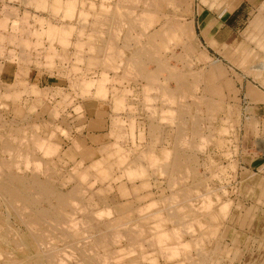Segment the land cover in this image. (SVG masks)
I'll use <instances>...</instances> for the list:
<instances>
[{"label":"rangeland","instance_id":"374dc122","mask_svg":"<svg viewBox=\"0 0 264 264\" xmlns=\"http://www.w3.org/2000/svg\"><path fill=\"white\" fill-rule=\"evenodd\" d=\"M66 1L0 0V170H3L0 182H6L8 174H17L29 187L37 178L48 183L55 192L70 193L69 198L76 206L66 208L54 201L48 202L49 205L45 201H22L23 204H15L16 209L12 210L3 203L8 196L0 194V212H3L0 213V234L3 236V232L8 231L9 235L8 240L0 242V249L7 255L3 254V259L10 260L9 253L15 247L11 243L17 239L26 241L24 234L28 233L27 229L31 232L28 221L38 218L34 230L40 228L52 235L49 241L57 240V243L51 242L59 247L58 252L64 257L70 255L62 262L65 264H80L82 253L93 257L99 253L101 257L104 250L105 256L112 251L117 254L116 250L130 243L135 248L127 246L124 248L127 252L121 248L117 255L119 261L117 256L114 259L109 254L107 258L111 260H104V264H116V260L117 264H264V0H153L151 6L146 5L149 0H133L136 3L132 0H81L83 6L75 0L70 18L65 15ZM56 9L58 11L54 12ZM85 13L88 15L79 17ZM54 24L64 27L68 33L64 43H59L57 36L46 31ZM99 83L104 88L103 95L98 92ZM29 136L36 142H30ZM41 139L43 144L39 143ZM33 143H37L38 148ZM48 146L53 151L57 149L50 153ZM41 152L45 154L42 156ZM9 166L11 169L7 170ZM28 193L43 199L35 189ZM222 204L227 205L224 211L220 210ZM26 207H30V211ZM85 208L87 211L80 213ZM65 210L71 213L67 212L68 218ZM42 211H46L43 216ZM116 217L120 223L114 221ZM108 219L115 226L121 225L118 226L121 230L131 227L133 231L134 226V231H143L140 230L139 237L135 232L130 233L135 236V239L131 237L133 240L128 234V239H124L126 231L119 232L123 237L119 236L116 233L119 228L114 226V232ZM69 220L77 226L71 225ZM156 221L157 224L161 221L162 225H157ZM68 225L79 227L78 237L72 234L76 228L72 231ZM187 225L193 229L186 231ZM209 225L213 227L206 230ZM107 227L111 229H107L109 233H106ZM163 230L167 235L159 237ZM171 230L183 232L179 231V238L175 232V238ZM112 232L116 234L113 236ZM206 232H210L209 235ZM93 234L97 235L96 240ZM109 234L119 237L113 240ZM156 234L161 239L159 245ZM104 236L107 248L99 245L98 240L104 241ZM110 239L116 240L115 245ZM31 244L29 241L25 247L30 255L37 253V247H41L38 250L47 248L45 244ZM160 244V252L170 249V254L165 250L166 257L157 250ZM173 246L178 254L172 253L177 256L172 255V258ZM128 248L136 253L132 250L130 254ZM148 252L152 253L148 255ZM142 254H146V260L149 256L151 260H144ZM101 261L99 258L100 264ZM25 263L44 264L35 259Z\"/></svg>","mask_w":264,"mask_h":264},{"label":"bare ground","instance_id":"6f19581e","mask_svg":"<svg viewBox=\"0 0 264 264\" xmlns=\"http://www.w3.org/2000/svg\"><path fill=\"white\" fill-rule=\"evenodd\" d=\"M45 1V0H44ZM53 1H55V0H53ZM59 0H57V2H58ZM64 1V0H63ZM104 1H106V0H104ZM122 1V0H121ZM129 1V0H128ZM133 1V0H132ZM131 1V2H132ZM150 1H153V0H149V4H146V5H150L151 6V4H150ZM157 1V0H156ZM80 2H81V0H79V4H80ZM91 2V1H90ZM89 2V3H90ZM118 2V1H117ZM146 3H147V1H145ZM154 2V1H153ZM167 2V1H166ZM44 4H45V2H43ZM59 3V2H58ZM65 3V2H64ZM64 3H63V5H64ZM75 0H68V1H66V5H65V9H66V13H65V15H68V17L70 16V17H72V14H73V10H74V5H75ZM114 3V2H113ZM123 3V2H122ZM121 3V4H122ZM124 3H126V1L124 2ZM133 3H136V2H134L133 1ZM156 3V2H155ZM55 4H57V3H55ZM83 4H84V1L83 2H81V5H79V6H83ZM92 4V3H91ZM100 4V3H99ZM128 4V3H127ZM138 4V3H137ZM154 4V3H153ZM54 5V4H53ZM117 5V4H116ZM130 5H131V3H130ZM142 5H145V4H142ZM155 5V4H154ZM156 5H157V3H156ZM159 5V4H158ZM57 6V5H56ZM56 6H55V8H56ZM89 6H93V5H90L89 4ZM101 6V5H100ZM103 6V5H102ZM101 6V7H102ZM123 6H126V5H123ZM128 6V5H127ZM133 6V5H132ZM160 6V5H159ZM62 7V6H61ZM109 7V6H108ZM114 7V6H113ZM117 7V6H116ZM144 7V6H143ZM54 8V9H55ZM79 8H81V7H79ZM94 8V7H93ZM133 8V7H132ZM139 8V7H138ZM154 8V7H153ZM57 9H59V8H57ZM54 10V12L55 11H58V10ZM64 9V10H65ZM104 9V8H103ZM107 9V8H106ZM114 9V8H113ZM112 9V10H113ZM123 9H124V7H123ZM127 9V8H126ZM78 10V9H77ZM105 10V9H104ZM116 10V9H115ZM130 10V9H129ZM106 11V10H105ZM117 11V10H116ZM120 12L122 13V11H121V9H120ZM129 12V11H128ZM118 13V12H117ZM131 13V12H130ZM136 13V12H135ZM153 13V12H152ZM155 13V12H154ZM116 14V13H115ZM126 14H127V12H126ZM163 14V13H162ZM64 15V14H63ZM81 15H83L82 17L84 18V16H86V15H88L87 13H85V14H79V17L81 16ZM116 15H118V14H116ZM123 15V17H124V14H122ZM135 15V14H134ZM137 16H138V14H136ZM147 15H149V14H147ZM126 16H128V15H126ZM143 16V15H142ZM150 16V15H149ZM158 16V15H157ZM69 17V18H70ZM82 17H81V19L80 20H82ZM111 17V16H110ZM122 17V16H121ZM139 17V16H138ZM166 17V16H165ZM125 18V17H124ZM137 18V17H136ZM146 18V17H145ZM120 19V18H119ZM122 19V18H121ZM120 19V20H121ZM132 19V18H131ZM143 19V18H142ZM42 20V19H41ZM135 20V19H134ZM139 20V19H138ZM165 20V19H164ZM83 21H84V19H83ZM117 21H119V20H117ZM116 21V22H117ZM127 21V20H126ZM140 21V20H139ZM148 21V20H147ZM166 21H168V19L166 20ZM122 22V21H121ZM129 22V21H128ZM127 22V23H128ZM131 22H134V21H131ZM119 23V22H118ZM122 23H124V22H122ZM164 23H165V21H164ZM164 23H162V25L164 24ZM178 23V22H177ZM121 24V23H120ZM137 24V23H136ZM144 24V23H143ZM178 24H180L181 25V23L179 22ZM177 24V26H179ZM258 24H259V22H258ZM257 24V25H258ZM113 25V24H112ZM119 25V24H118ZM139 25V24H138ZM145 25V24H144ZM150 25H151V22H150ZM174 25V24H173ZM176 25V24H175ZM41 26V25H40ZM64 25H61V27H63ZM124 26V25H123ZM128 26H131V24H130V22L128 23ZM133 26V25H132ZM141 26V25H140ZM183 26V25H182ZM184 26H185V24H184ZM60 27V26H59ZM71 27V26H70ZM117 27V26H116ZM121 27V26H120ZM120 27H118V28H120ZM126 27V26H125ZM134 27V26H133ZM147 27L148 26H146V28L144 27V29H147ZM162 27H164V25L162 26ZM166 27H167V25H166ZM172 28H173V26H171ZM186 27V26H185ZM184 27V28H185ZM47 28V27H46ZM130 28V27H129ZM167 28H169V26L167 27ZM21 29V28H20ZM43 29V28H42ZM41 29V30H42ZM72 29V28H71ZM114 29V28H113ZM126 29V28H125ZM170 29V28H169ZM115 30V29H114ZM118 30V29H117ZM123 30V29H122ZM133 30V29H132ZM142 30V29H141ZM177 30V29H176ZM175 30V31H176ZM185 30V29H184ZM192 30V29H191ZM22 31H24V29L22 30ZM46 31H48V34L50 33L51 35H55V36H57V39H56V41H59V43L61 42H65L66 41V35L68 36V33L66 32V30L64 29V27H63V29L62 28H58V27H56L55 26V24H54V26H50L49 28H48V30L46 29ZM46 31H45V33H46ZM120 31V30H119ZM131 31V30H130ZM145 31V30H144ZM155 31V30H154ZM156 31H158V30H156ZM181 31H182V29H181ZM186 31V30H185ZM35 32V31H34ZM42 32V31H41ZM107 32H108V30H107ZM117 32V31H116ZM127 32V31H126ZM128 32H129V30H128ZM139 32V31H138ZM142 32V31H141ZM151 32V31H150ZM161 32V31H160ZM177 32V31H176ZM175 32V33H176ZM154 33V32H153ZM156 33H159V31L158 32H156ZM174 33V32H173ZM184 33V32H183ZM36 34H37V32H36ZM126 34V33H125ZM142 34H144V33H142ZM147 34H150L149 32L147 33ZM163 34V33H162ZM179 34H181V33H179ZM106 35V34H105ZM154 35V34H153ZM152 35V36H153ZM159 35V34H158ZM115 36H117L116 34H115ZM136 36V35H135ZM142 36V35H141ZM144 36V35H143ZM146 36V35H145ZM156 36H157V34H156ZM114 37V36H113ZM131 37V36H130ZM138 37V36H137ZM148 37V36H147ZM150 37V36H149ZM154 37V36H153ZM19 38V37H18ZM108 38V37H107ZM116 38V37H115ZM122 38V37H121ZM125 38V37H124ZM155 38V37H154ZM170 38V37H169ZM113 39V38H112ZM161 39V38H160ZM25 40V39H24ZM168 40V39H167ZM175 40V39H174ZM20 41V40H19ZM22 41H23V39H22ZM22 41H20L19 43L21 44V42ZM116 41V40H115ZM154 41V40H153ZM106 42H107V40H106ZM144 42V41H143ZM146 42V41H145ZM142 43V42H141ZM23 44V43H22ZM110 44V43H109ZM154 44V43H153ZM141 45V44H140ZM107 46H108V44H107ZM148 46V45H147ZM150 46V45H149ZM148 46V47H149ZM114 47V46H113ZM107 48V47H106ZM115 48V47H114ZM117 48V47H116ZM135 48V47H134ZM145 48V47H144ZM52 49V48H51ZM154 49V48H153ZM111 49H109L108 51H110ZM113 50H115V49H113ZM115 51H117V50H115ZM114 51V52H115ZM139 51V50H138ZM162 51H164V50H162ZM49 52V51H48ZM54 52H55V50H54ZM110 52H112V51H110ZM109 52V53H110ZM119 52H121V51H119ZM134 52V51H133ZM190 52V51H189ZM106 53V52H105ZM116 53V52H115ZM114 53V54H115ZM118 53V52H117ZM130 53V52H129ZM147 53V52H146ZM53 54V53H52ZM113 54V55H114ZM123 54V53H122ZM142 53H140V55H141ZM158 54H159V52H158ZM117 55V54H116ZM160 55V54H159ZM179 55V54H178ZM105 56H107V55H104V57ZM112 56V55H111ZM110 56V57H111ZM124 56V55H123ZM158 56V55H157ZM162 56V55H161ZM48 57V56H47ZM110 57H108V59L110 58ZM121 57V56H120ZM119 57V58H120ZM135 57V56H134ZM171 57V56H170ZM178 57V56H177ZM182 57V56H181ZM142 58V57H141ZM174 58V57H173ZM187 58H189V57H187ZM49 59H51V57L49 58ZM104 59V58H103ZM169 59V58H168ZM113 60V59H112ZM121 59H119V61H120ZM125 61V60H124ZM157 61V60H156ZM159 61V60H158ZM183 61H184V59H183ZM110 62H111V60H110ZM109 62V63H110ZM182 62V61H181ZM186 62V61H185ZM184 62V63H185ZM120 63H123V62H120ZM129 63H130V61H129ZM154 63V62H153ZM189 63V62H188ZM190 64V63H189ZM106 65V64H105ZM134 66V65H133ZM188 66V65H187ZM262 66V65H261ZM129 67V66H128ZM144 67V66H143ZM161 67H163V66H161ZM260 67V66H259ZM130 68V67H129ZM129 68H127V69H129ZM173 68V67H172ZM261 68V67H260ZM133 69V68H132ZM173 69H175V68H173ZM147 70V69H146ZM172 70V69H171ZM176 70H177V67H176ZM133 71H135V70H133ZM162 71V70H161ZM165 71V70H164ZM124 72H126V71H124ZM130 72H131V70H130ZM153 73V72H152ZM189 73V72H188ZM127 74V73H126ZM130 74V73H129ZM138 74V73H137ZM175 74V73H174ZM154 75V74H153ZM169 75H170V73H169ZM126 76V75H125ZM135 76V75H134ZM141 76V75H140ZM140 76H138V77H140ZM155 76V75H154ZM173 76V74H171V77ZM180 76V75H179ZM188 76V75H187ZM192 76V75H191ZM104 77V76H103ZM127 77V76H126ZM136 77V76H135ZM149 77V76H148ZM174 77V76H173ZM101 78H102V76H101ZM106 78V77H105ZM145 79H146V77H145ZM162 79V78H161ZM177 79V78H176ZM193 79V78H192ZM157 80V79H156ZM159 80V79H158ZM164 80V79H163ZM178 80V79H177ZM180 80H182V77L180 78ZM191 80V79H190ZM199 80V79H198ZM71 81V80H70ZM148 81H150L151 82V80H149V78H148ZM153 81V80H152ZM155 81V80H154ZM179 81V80H178ZM186 81V80H185ZM85 83H87V82H85ZM92 83V82H91ZM151 83H155V82H151ZM160 83V82H159ZM150 84V83H149ZM179 84V83H178ZM177 84V85H178ZM85 85V84H84ZM99 85H100V83H99ZM147 85V84H146ZM155 85V84H154ZM181 85V84H180ZM196 85V84H195ZM149 86V85H148ZM147 86V87H148ZM158 86V85H157ZM182 87H183V85H182ZM149 88H150V86H149ZM172 89H173V87H172ZM99 91V93L101 94V93H104V88L102 89V86L100 85L99 86V89H98ZM150 90H152L151 88H150ZM174 90V89H173ZM161 91H164V90H161ZM150 92V91H149ZM167 92H168V90H167ZM167 92H166V94H167ZM178 92V91H177ZM185 92V91H184ZM183 92V93H184ZM161 94H163V92L161 93ZM165 94V95H166ZM101 95H103V94H101ZM148 95V94H147ZM147 95H146V97H147ZM184 95H186V94H184ZM161 96H163V95H161ZM173 97H174V95H173ZM180 97V96H179ZM183 97V96H182ZM181 97V98H182ZM187 97V96H186ZM144 98V97H143ZM167 98V97H166ZM169 98V97H168ZM178 98V97H177ZM189 98V97H188ZM197 98V97H196ZM199 98V97H198ZM150 99V98H149ZM153 99V98H152ZM163 99V98H162ZM165 99V98H164ZM169 99H172L171 97L169 98ZM178 99H180V98H178ZM190 99H191V96H190ZM202 99V98H201ZM148 100V99H147ZM154 100V99H153ZM156 100V99H155ZM161 100V99H160ZM185 100V99H184ZM151 101V100H150ZM178 101V100H177ZM198 101H200V100H198ZM149 102V101H148ZM154 102V101H153ZM150 103V102H149ZM163 103V102H162ZM178 103V102H177ZM182 103V102H181ZM193 103V102H192ZM198 104V103H197ZM200 104H202V103H200ZM188 105V104H187ZM186 105V106H187ZM180 106V105H179ZM204 106V105H203ZM210 106H212V105H210ZM181 107H183V106H181ZM180 107V108H181ZM187 107H189V106H187ZM179 108V107H178ZM185 108V107H184ZM180 110V109H179ZM150 111V110H149ZM184 114V113H183ZM180 115H181V113H180ZM217 115V114H216ZM191 117H192V115H191ZM209 117V116H208ZM212 118V117H211ZM214 118H215V116H214ZM177 119V118H176ZM200 119V118H199ZM212 120V119H211ZM180 121V120H179ZM191 122V121H190ZM196 122V121H195ZM182 123V122H181ZM178 125V124H177ZM193 125V124H192ZM184 126V125H183ZM34 128V127H33ZM199 128V127H198ZM197 131V130H196ZM181 133V132H180ZM198 133V132H197ZM199 133H200V131H199ZM181 135V134H180ZM195 136V135H194ZM197 136V135H196ZM25 137V136H24ZM30 137V136H29ZM9 138H10V136H9ZM21 139H22V136H21ZM20 139V140H21ZM23 139H25V138H23ZM22 139V140H23ZM30 142H36V139L35 138H33V136H31L30 138ZM32 139V140H31ZM43 139H45V138H43ZM43 139H41L42 141L40 142L39 141V143H44V140ZM19 140V142L18 143H20V145H21V141ZM34 140V141H33ZM13 141H14V138H13ZM47 141V140H46ZM181 141V140H180ZM8 142H10V141H8ZM14 142H16V141H14ZM50 142V141H49ZM7 143V142H6ZM42 143V144H43ZM181 143V142H180ZM34 144V146L37 144V143H33ZM32 144V145H33ZM42 144H40V145H42ZM48 144V143H47ZM158 145V144H157ZM179 145V144H178ZM188 145H190V144H188ZM198 145V144H197ZM16 146H18V145H16ZM45 146H46V144H45ZM5 147V146H4ZM26 147H27V145H26ZM25 147V148H26ZM35 147H37L38 148V146L36 145ZM49 147V146H48ZM53 147H55V146H53ZM6 148V147H5ZM36 149V148H35ZM44 149H47V147H44ZM53 149H55V148H53ZM57 149V148H56ZM55 149V150H56ZM38 149H36V151H37ZM48 150H51L50 151V153H52V148L51 147H49L48 148ZM54 150V151H55ZM4 151V150H3ZM15 151V150H14ZM13 151V152H14ZM39 151V150H38ZM45 151H47V150H45ZM53 151V152H54ZM6 152V151H5ZM7 152H9L8 154L10 155V151H7ZM12 152V153H13ZM17 152V151H16ZM22 152V151H21ZM43 152V151H42ZM41 152V153H42ZM3 153V152H2ZM18 153V152H17ZM48 153V152H47ZM43 154H45V153H42L41 155L43 156ZM14 155H16V154H14ZM30 155H32V153H30ZM40 155V154H39ZM47 155V154H46ZM181 155V154H180ZM10 156H12V154L10 155ZM37 156V155H36ZM41 156V157H42ZM144 156V155H143ZM25 157V156H24ZM149 157H151L150 155H149ZM10 157H8V159H9ZM12 158H13V156H12ZM27 158V157H26ZM58 158V157H57ZM185 158V157H184ZM7 159V160H8ZM17 156H16V161H17ZM41 159V158H40ZM0 160H1V158H0ZM13 160H15V159H12L11 161H13ZM180 160V159H179ZM190 160V159H189ZM1 162H3V163H5L4 161H1ZM26 162V161H25ZM152 162V161H151ZM3 163H1V165L3 166L4 164ZM10 163V164H9ZM8 164L11 166V162H9ZM17 163V166H18V161L16 162ZM27 163H29V162H27ZM51 163V162H50ZM154 163V162H153ZM33 164H34V162H33ZM37 164V163H36ZM36 164H34V165H36ZM97 164V163H96ZM171 164V163H170ZM16 165V164H15ZM25 165H26V163H25ZM29 165V164H28ZM34 165H32V167L34 166ZM184 165V164H183ZM186 165V164H185ZM10 166L9 167H6V169L8 170L9 168H10ZM14 166V165H13ZM45 166V165H44ZM149 166V165H148ZM175 166V165H174ZM15 168H17L16 166H14ZM173 167V166H172ZM5 168V167H4ZM27 168V167H26ZM39 168V167H38ZM188 168V167H187ZM2 169V168H1ZM11 169V168H10ZM9 169V170H10ZM16 169H14V171H15ZM21 170V169H20ZM20 170H19V172H20ZM24 170V169H23ZM33 170V169H32ZM43 170V169H42ZM126 170V169H125ZM151 170V169H150ZM173 170V169H172ZM179 170H181V167H180V169ZM13 171V172H14ZM47 171V170H46ZM50 171V170H49ZM48 171V172H49ZM131 171H132V169H131ZM0 172L2 173L3 172V170L1 171L0 170ZM7 172H9V171H7ZM6 172V173H7ZM11 172V171H10ZM12 172V173H13ZM16 172V171H15ZM22 172V171H21ZM128 172H129V169L127 170V173H125V174H128ZM168 172V171H167ZM170 172V171H169ZM173 172H174V170H173ZM184 172H187V171H184ZM52 173V172H51ZM172 173V172H171ZM178 173H179V171H178ZM4 174V173H3ZM19 174V173H18ZM191 174V173H190ZM2 175V174H1ZM0 175V176H1ZM20 175V174H19ZM22 175V174H21ZM27 175V174H26ZM51 175V174H50ZM171 175V174H170ZM3 176V175H2ZM8 176H9V179L7 178V180H5V178H4V180L6 181V182H0V194L1 195H6V196H8V198L6 199L5 197V199H4V201H3V203H4V205H5V207L7 208V209H16L15 208V204H19L20 202H24V203H29V202H31V201H34V202H40V201H45V202H52V201H54V202H56L57 204H59V206L61 205V206H64V207H68V206H70L71 205V208L74 206V207H76L75 205H74V203L72 202L73 201V199H70L69 197H70V193H58V192H55L52 188H51V186L48 184V183H46V182H44V181H42V180H40V179H37V178H35L33 181H32V183L30 184V186L29 187H27V183L26 184H24V180H23V178L21 177V176H18L17 174H8ZM7 176V177H8ZM183 176V175H182ZM2 178V177H1ZM26 178V177H25ZM29 178V177H28ZM150 178V177H149ZM191 178V177H190ZM95 179V178H94ZM187 179V178H186ZM1 180V179H0ZM68 179H66V181H67ZM95 181V180H94ZM178 181H180L179 179H178ZM257 182V181H256ZM94 183V182H93ZM72 186V185H71ZM31 187V188H30ZM89 188H90V186H88ZM208 187V186H207ZM84 188V187H83ZM91 188H92V186H91ZM179 188V187H178ZM194 188V187H193ZM31 189H35L36 190V193L38 194V195H40V197L41 198H43V199H37V197H32L29 193H28V191L30 190V192H31ZM181 189H182V187H181ZM207 189V188H206ZM70 190V189H69ZM82 191H83V189H82ZM197 191V190H196ZM81 192V191H80ZM79 191H78V193H80ZM87 192V191H86ZM176 192V191H175ZM82 193H84V192H82ZM90 193H91V191H90ZM35 194V193H34ZM173 194V193H172ZM196 194V193H195ZM78 195V194H77ZM80 195V194H79ZM2 196V197H3ZM90 196V195H89ZM174 196V195H173ZM182 196V195H181ZM88 197V196H87ZM185 197V196H184ZM48 198H52V199H48ZM175 198V197H174ZM171 199V198H170ZM177 199H178V197H177ZM3 200V199H2ZM78 200V199H77ZM86 200V199H85ZM88 200V199H87ZM86 200V201H87ZM100 200V199H99ZM176 200V199H175ZM81 201V200H80ZM110 201V200H109ZM23 202H22V204H23ZM173 202V201H172ZM53 203V202H52ZM76 203V202H75ZM91 203V202H90ZM96 203V202H95ZM94 203V204H95ZM148 203V202H147ZM150 203V202H149ZM170 203V202H169ZM186 203V202H185ZM226 203V202H225ZM21 204V205H22ZM34 204V203H33ZM38 204V203H37ZM80 204V203H79ZM92 204V203H91ZM93 204V205H94ZM154 204V203H153ZM173 204V203H172ZM190 204V203H189ZM1 205V204H0ZM29 205V204H28ZM28 205H26V206H28ZM32 205V204H31ZM48 205H49V203H48ZM73 205V206H72ZM76 205H77V203H76ZM88 205V204H87ZM86 205V206H87ZM90 205V204H89ZM151 205H152V203H151ZM163 205V204H162ZM169 205V204H168ZM19 206V205H18ZM30 206V205H29ZM34 206V205H33ZM37 206H39V205H37ZM50 206H52V205H50ZM49 206V207H50ZM81 206H83V205H81ZM80 206V207H81ZM109 206V205H108ZM147 206V205H146ZM171 206V205H170ZM174 206V205H173ZM183 206V205H182ZM192 206V205H191ZM214 206V205H213ZM24 207H25V205L22 207L23 209H24ZM45 207H47V206H45ZM56 207V206H55ZM54 207V208H55ZM66 207V208H67ZM79 207V206H78ZM85 207V206H84ZM142 207V206H141ZM175 207V206H174ZM173 207V208H174ZM194 207V206H193ZM226 207H227V205L226 204H222L221 205V209L220 210H226ZM27 208V207H26ZM25 208V209H26ZM87 208H88V206H87ZM87 208H85L84 210L82 209V211L80 210V209H78L79 211L78 212H80V213H82L83 211H87ZM145 209H146V207H144ZM148 208L149 207H147V210H148ZM172 208V209H173ZM215 208V207H214ZM18 209V208H17ZM28 209H30V207L29 208H27V210ZM35 209H37V208H35ZM65 209V208H64ZM68 209H70V208H68ZM92 209V208H91ZM100 209V208H99ZM110 209V208H109ZM169 209H170V207H169ZM177 209V208H176ZM175 209V210H176ZM180 207H179V210H178V212H176L177 214L180 212ZM183 209H184V206H183ZM54 210V209H53ZM55 210H57V208L55 209ZM63 210V209H62ZM71 210V209H70ZM74 210V209H73ZM72 210V211H73ZM88 210H90V209H88ZM94 210V209H93ZM102 210V209H101ZM137 210V209H136ZM139 208H138V212H139ZM147 210H145V211H147ZM168 210V209H167ZM16 212H18L17 210H15ZM24 211V210H23ZM28 211H30V210H28ZM61 211V210H60ZM71 211V212H72ZM95 211V210H94ZM107 211V210H106ZM142 211H144V210H142ZM171 211V210H170ZM177 211V210H176ZM182 211V210H181ZM189 211V210H188ZM210 211V210H209ZM2 212V211H1ZM0 212V213H1ZM19 212H21V209H20V211ZM34 212V211H33ZM64 212V211H63ZM65 212L66 213H64V215L66 216L68 213L67 212H69V211H66L65 210ZM99 212V211H98ZM168 212H169V210H168ZM172 212H173V210H172ZM24 213V212H23ZM42 213V216L43 215H45L46 214V211H42L41 212ZM54 213V212H53ZM70 213V212H69ZM73 213V212H72ZM85 213V212H84ZM90 213V212H89ZM97 212H95V213H93L92 212V214H96ZM102 213V212H101ZM100 213V214H101ZM107 213H108V211H107ZM106 213V214H107ZM182 213V212H181ZM180 213V214H181ZM185 212H183V214H184ZM2 214H3V212H2ZM36 214V213H35ZM55 214H57V213H55ZM71 214V213H70ZM87 214V213H86ZM103 215L105 214L104 213V211H103V213H102ZM101 214V215H102ZM143 214V213H142ZM173 214V213H172ZM171 214V215H172ZM176 214V215H177ZM191 214V213H190ZM189 214V215H190ZM26 215V214H25ZM27 215H29V214H27ZM36 215H38V214H36ZM48 215V214H47ZM47 215L45 216V217H47ZM73 215V214H72ZM103 215H102V217H103ZM109 215H111L110 213H109ZM175 215V216H176ZM186 215V214H185ZM212 215V214H211ZM224 215V214H223ZM41 215H40V218L42 217ZM61 216H63V215H61ZM65 216L63 217V218H65ZM68 216H70V215H68ZM94 217L96 216V215H93ZM125 216V215H124ZM170 216V215H169ZM169 216H167L168 218H169ZM180 216V215H179ZM179 216H177V217H179ZM183 215H181V217H182ZM187 216V215H186ZM205 216V215H204ZM215 216V215H214ZM213 216V217H214ZM16 217H19V215L18 216H16ZM25 217V216H24ZM23 217V218H24ZM30 217V216H29ZM34 217H37V216H35L34 215ZM38 217H39V215H38ZM58 217V216H57ZM56 217V218H57ZM73 217H75V215L73 216ZM80 217V216H79ZM93 217V218H94ZM97 217H100V216H97ZM111 217V216H110ZM128 217V216H127ZM140 217H141V215H140ZM140 217H138V218H140ZM180 217V218H181ZM190 217V216H189ZM210 217V216H209ZM213 217H211V218H213ZM223 217V216H222ZM26 218V217H25ZM24 218V219H25ZM53 218H55V217H53ZM60 218V217H59ZM66 218H68L67 216H66ZM82 218V217H81ZM89 219H90V216L88 217ZM96 218V217H95ZM101 218V217H100ZM122 218V217H121ZM1 219V218H0ZM7 219V218H6ZM23 219V220H24ZM47 219H48V217H47ZM49 219H52V217L51 218H49ZM72 219L73 218H71L70 220L72 221ZM75 219V218H74ZM89 219H84V220H87L88 222L92 219V217H91V219L89 220ZM113 218H111V220H112ZM118 219L119 218H115L114 219V221L117 223L118 222ZM176 219V218H175ZM184 219V218H183ZM8 220V219H7ZM18 220H21L20 219V217H19V219ZM29 220V219H28ZM27 220V221H28ZM40 221L42 220V219H39ZM69 220V221H70ZM76 221H77V219H75ZM84 220H83V223H85L84 222ZM103 220V219H102ZM111 220L109 221V219H108V222H111ZM162 220V219H161ZM168 220H170V218L168 219ZM180 220V219H179ZM182 220V219H181ZM194 220V219H193ZM37 221H38V218L37 219H35V220H31L30 222L28 221V227L30 228L31 227V232H29V230L27 229V231H28V233L27 234H24V235H26V237H27V240L26 241H21V240H16V242L15 241H13L14 243H11L12 245H14L15 247H12L13 249H12V251L9 253V252H7V253H9V258H10V260L8 261V259L6 258V259H3V250H1L0 249V264H27V263H25L26 261H29V260H31V259H35V260H38V261H41V262H43L44 264H65V263H62L63 261H67V257L68 256H70V255H65V257H64V255L62 254V253H60V252H58V248L56 247V245H54L52 242H51V240L49 241L48 240V238H49V236L50 237H52V235L51 234H46L45 232H43V231H40V226L38 227L39 229L37 230V231H35L37 228ZM48 221V220H47ZM52 221V220H51ZM51 221H50V224H53V222L51 223ZM54 221V220H53ZM60 221V220H59ZM69 221H67V222H69ZM69 222V223H71V225L73 224L72 222ZM86 221V222H87ZM92 221H94V219L92 220ZM91 221V222H92ZM98 221V220H97ZM105 221V220H104ZM171 221V220H170ZM176 221V220H175ZM55 222L57 223V221L55 220ZM62 222V221H61ZM79 222H81L80 220H79ZM96 221H94V223H95ZM107 222V223H108ZM113 222V221H112ZM111 222V225H110V223L109 224H107V223H105V224H107V225H110V227L111 226H113V228H112V230L113 229H115L114 230V232L116 231V228H119L118 226H121V225H118V226H115V223L113 224ZM177 222V221H176ZM190 222V221H189ZM198 222V221H197ZM25 223V222H24ZM44 223H46V222H44ZM68 223V224H69ZM118 223H120V220H119V222ZM126 223H128V222H126ZM155 223V222H154ZM159 223H161V221L159 222L158 221V224H157V221H156V224L157 225H159ZM171 223H173V222H171ZM210 223H211V221H210ZM23 224V223H22ZM26 224V223H25ZM47 224H48V226H49V223L47 222ZM63 224V223H62ZM62 224H60V226L62 225ZM67 224V223H66ZM75 224H76V222H75ZM75 224H73L74 226H75ZM92 224V223H91ZM198 224V223H197ZM6 225V224H5ZM57 225H59V224H57ZM80 225H81V223H80ZM122 225H125L124 227H127L126 225L127 224H125V223H122ZM135 225V224H134ZM152 225V224H151ZM157 225L155 226V229H157ZM161 225H162V223H161ZM180 225V224H179ZM178 225V226H179ZM188 225H191V224H188ZM188 225H187V227H186V231H187V229L188 228H190V226L188 227ZM7 226V225H6ZM27 226H25V227H27ZM42 226V225H41ZM63 226H64V224H63ZM66 226V225H65ZM76 226H77V224H76ZM93 226V225H92ZM94 226H95V224H94ZM103 226H105L106 227V225H103ZM114 226L116 227V228H114ZM137 226V225H136ZM177 226V227H178ZM182 226V225H181ZM186 226V225H185ZM184 226V227H185ZM201 226H202V224H201ZM210 226V225H209ZM215 226V225H214ZM8 228H9V226H7ZM7 227H5L4 228V231H5V229H6V231H7ZM53 227V226H52ZM54 227H56V225L54 226ZM62 227V226H61ZM68 227H70L69 225H68ZM89 227V226H88ZM96 227V226H95ZM177 227L175 226V228L177 229ZM204 227V226H203ZM213 226H210L209 228H207L206 230H209V229H211ZM32 228H33V230H32ZM66 228V227H65ZM65 228L63 227V229L65 230ZM73 226L72 227H70V229L73 231V230H75L74 228H76V227H74L73 229ZM77 228H79V227H77ZM77 228H76V231L75 232H73L72 234H73V236L74 237H76L75 235H77V231H79V230H77ZM86 228V227H85ZM97 228V227H96ZM131 228V227H130ZM130 228H128L129 230H131ZM132 228H133V231L131 230L130 232L128 231V229H127V231L129 232V233H127V231L126 230H124V229H122L121 230V228H119V229H117L118 231H116V233L118 232H122L123 234L125 233L124 231H126V233H125V236L126 237H124V239L125 238H127V236L129 235V238L131 239V237H133L134 235H130V233L131 234H133V232H135L136 233V235H138V237H139V235H141V233H142V231L143 230H141V233H140V230H138L137 232H139V233H137L136 231H134V226H132ZM158 228H161L160 226H158ZM2 229V228H1ZM57 229H58V227H57ZM60 230H61V228H59ZM67 229V228H66ZM83 229V228H82ZM98 230H99V228H97ZM105 229V228H104ZM107 229H108V227L106 228V233L108 232L107 231ZM126 229V228H125ZM136 229V228H135ZM190 229H193V228H190ZM43 230V229H42ZM46 230V229H45ZM54 230V229H53ZM68 230H69V228H68ZM84 230V229H83ZM91 230V229H90ZM94 230V229H93ZM93 230H91V231H93ZM98 230H96V231H98ZM101 230V229H100ZM109 231H111V229H108ZM119 230H121V231H119ZM150 230V229H149ZM174 230V229H173ZM189 230V229H188ZM204 229L202 228V231H203ZM50 231V230H49ZM49 231H46V232H49ZM95 231V230H94ZM172 231V230H171ZM177 231V230H176ZM175 231V232H176ZM180 231V230H179ZM178 231V233H177V237L178 236H180L179 235V233L181 232H179ZM80 232V231H79ZM151 232V231H150ZM153 232V231H152ZM173 232V231H172ZM175 232H173V234H175ZM183 232V231H182ZM181 232V233H182ZM201 232V231H200ZM8 233V231L6 232V233H4L3 232V236L0 234V242L1 241H4V240H8V237H9V235L7 234ZM12 233V232H11ZM14 234H17V233H15V231L13 232ZM51 233V232H50ZM53 233H55L54 231H52V234ZM68 233V232H67ZM69 233H70V231H69ZM86 233H88V232H86ZM85 233V234H86ZM92 233V232H91ZM103 233H105V230H104V232ZM103 233L101 232V234L103 235ZM109 233V232H108ZM111 233V232H110ZM116 233H114V234H116ZM134 233V234H135ZM159 233V232H158ZM157 233V234H158ZM161 233H164V234H161ZM166 232H164V230H163V232L161 231L158 235H159V237L161 236H163V235H167V234H165ZM171 233V232H170ZM189 233V232H188ZM191 233H193L192 231L190 232V234ZM195 233V232H194ZM209 233L210 232H206V234H208L209 235ZM57 234V233H56ZM78 234H80V233H78ZM96 234V233H95ZM98 234H99V232H98ZM114 234H113V232H112V235L114 236ZM121 233H119V236H122V235H120ZM128 234V235H127ZM156 234V235H157ZM161 234V235H160ZM11 235H13V234H11ZM18 235V234H17ZM63 235H65V234H63V231H62V236ZM68 235V234H67ZM69 235H71V234H69ZM89 235V234H88ZM87 235V236H88ZM102 235H100V236H102ZM108 235V234H107ZM110 236H111V238L114 240L115 239V237H119V236H115V237H113L111 234H109ZM118 235V234H117ZM156 235H154V236H156ZM158 235H157V241H155V237H154V241L155 242H157V244L159 245V242L161 241V239L159 238L158 239ZM201 235V234H200ZM15 236V235H14ZM57 235H55L54 237H56ZM72 236V237H73ZM79 235H77V237H78ZM85 236V235H84ZM84 236H81V237H84ZM93 236H95L94 234H93ZM99 236V237H100ZM174 236V235H173ZM65 237V236H64ZM70 237V236H69ZM86 237V236H85ZM91 237V236H90ZM96 237H97V235L94 237L95 238V240H96ZM98 237V238H99ZM103 237V236H102ZM109 237V236H108ZM123 237V236H122ZM137 237V236H136ZM150 237H151V235H150ZM149 237V239H152V238H150ZM167 237V236H166ZM165 236H164V238H166ZM176 237V234H175V238H177ZM203 237V236H202ZM205 237H206V235H205ZM208 237V236H207ZM211 237V236H210ZM57 238V237H56ZM134 239H135V236L133 237ZM179 238V237H178ZM197 238H199V236L197 237ZM196 238V239H197ZM10 239V238H9ZM59 241H60V239L59 238H57ZM83 239H85V238H83ZM88 239V238H87ZM90 239V238H89ZM93 239V238H92ZM106 238H105V236H104V241H100V240H98L99 241V245H103V246H101V247H104V246H106V248H107V245L108 244H106V240H105ZM112 239H110V240H112ZM119 239V238H118ZM117 239V240H118ZM128 239V238H127ZM129 239V240H130ZM68 240V239H67ZM66 240V241H67ZM80 239H78V241H79ZM110 240H109V243L110 244H112L111 242H110ZM112 240V241H113ZM128 240V241H129ZM131 240H133V239H131ZM130 240V241H131ZM145 242H147L145 239H143ZM164 240V239H163ZM162 240V241H163ZM176 240V239H175ZM177 240H179V239H177ZM10 241H12L11 239H10ZM29 241L32 243L31 245H34L35 246V244H37V246H39V244H41V245H46V249L45 250H38V248H41V247H37V253H34L33 255H30L29 254V252H28V249H25V247H27V245L29 244ZM52 241H54V239L52 240ZM57 241V240H56ZM56 241H54V242H56ZM61 241H63V240H61ZM81 241V240H80ZM79 241V242H80ZM83 241H85V240H83ZM81 242V246L83 245L82 243H84V242ZM92 241V240H91ZM97 241V242H98ZM116 241V240H115ZM115 241H113V244L115 245ZM144 241H142L141 243H143ZM152 241V240H151ZM201 242H202V240H200ZM199 241V242H200ZM65 242V241H64ZM88 242H89V240H88ZM93 242V241H92ZM91 242V243H92ZM115 242V243H114ZM149 242H150V240H149ZM153 242V241H152ZM188 242V241H187ZM57 243V242H56ZM58 243H61V242H58ZM74 243H75V241H74ZM87 243V242H86ZM95 243V242H94ZM118 243V242H117ZM162 243V242H161ZM180 243V242H179ZM186 242H184V243H182L183 244V246H185L184 244H185ZM194 243V242H193ZM197 243V242H196ZM71 244V243H70ZM105 244V245H104ZM137 244H139V243H137ZM146 244H148V246H149V244L150 243H146ZM155 244V243H154ZM181 244V243H180ZM188 244V243H187ZM201 244V243H200ZM63 245V244H62ZM77 245H79V243L77 244ZM86 245V244H85ZM92 245V244H91ZM96 245H97V243H96ZM135 245V244H134ZM165 245V244H164ZM189 245V244H188ZM196 245V244H195ZM22 246V247H21ZM64 246V245H63ZM94 246V245H93ZM98 246V245H97ZM127 246H129V247H131L132 246V248H135V246H133V244H129V245H127ZM126 246V247H127ZM137 246H139V245H137ZM143 246V245H142ZM151 246V245H150ZM149 246V247H150ZM162 245L160 244V246L157 248V250L161 247ZM172 246V245H171ZM171 246H169V247H171ZM179 246V245H178ZM182 245H181V247H183ZM198 246V245H197ZM197 246H196V249H198L197 248ZM62 247V246H61ZM87 247V246H86ZM91 247V246H90ZM110 247V246H109ZM115 247V246H114ZM125 246H124V248H126ZM152 247V246H151ZM165 248H166V246H164ZM188 247V246H187ZM186 246H185V248H187ZM201 247H203V246H201ZM43 248H44V246H43ZM88 248H89V246H88ZM93 248H96V246L95 247H93ZM99 248V247H98ZM122 248V247H121ZM121 248H120V250H121ZM124 248H122V251L124 250ZM168 248V247H167ZM184 248V249H185ZM65 249H68V250H70L69 248H65ZM92 249V248H91ZM101 249V248H100ZM117 249V248H116ZM116 249H114V252H115V250ZM130 248H128V252L130 251V254L134 251L133 249H131V250H129ZM154 249V248H153ZM169 249V248H168ZM168 249H165V250H167V251H169L168 253L170 254V249L168 250ZM174 249V250H173ZM173 249H172V251H171V257H172V255L173 254H175L176 253V249L174 248V246H173ZM189 249V248H188ZM77 250V249H76ZM90 250V249H89ZM94 250V249H93ZM95 250H97V249H95ZM107 250V249H106ZM120 250H118V251H120ZM133 250V251H132ZM164 249H162V251H163ZM165 250H164V252H160L161 251V249H159V251L158 252H160V255L163 253H166L165 252ZM178 250H179V248H178ZM200 250V249H199ZM201 250H203V249H201ZM61 251V250H60ZM65 251V250H64ZM74 250L72 249V252H73ZM82 251H83V249H82ZM91 251V250H90ZM110 250H108V252H109ZM118 251L116 250V252H117V254L115 253H113V251L111 252L112 254H114L113 256H112V254L111 253H108L106 256L104 255V254H106V252H105V250H104V252H102V253H104L103 255L105 256H103V255H101V257L103 258H101V257H98L99 255H100V253H99V255L98 256H96L95 255V257H93V256H89V255H87L86 253H82L81 254V261H80V264H100L99 263V258L101 259V260H107L108 261V259L109 258H107V256L109 255V256H111V257H116L119 253H118ZM125 252H127V250L125 249L124 250ZM136 251V250H135ZM134 251V252H135ZM68 252V251H67ZM140 252V251H139ZM181 252V251H180ZM182 252H183V249H182ZM198 252V251H197ZM64 253V252H63ZM122 253V252H121ZM136 253V252H135ZM149 253V252H148ZM152 253V252H151ZM151 253H149L148 255H150ZM154 253V252H153ZM173 253V254H172ZM187 253V252H186ZM72 254H74V253H72ZM95 254V253H94ZM96 254H97V252H96ZM129 254V255H130ZM141 254V253H140ZM147 254V253H146ZM146 254H142V256L145 258L146 256ZM167 254V253H166ZM166 254H164L165 255V257H166ZM178 253H176L175 255H177ZM197 254V253H196ZM175 255H173V256H175ZM185 255H187V254H185ZM4 256H7V255H5L4 254ZM78 256V255H77ZM124 256H126V254L124 255ZM128 256V255H127ZM141 256V261H142V259H143V257ZM179 256V255H178ZM76 257V256H75ZM122 257V256H121ZM151 257H153V256H151ZM164 257V256H163ZM170 257V255H168V258ZM175 257H177V256H175ZM65 258V259H64ZM72 258V257H71ZM105 258H107V259H105ZM118 258V259H117ZM120 256L118 257H116V259L119 261L120 259ZM133 258V257H132ZM135 258H137V257H135ZM173 258V257H172ZM191 258H192V256H191ZM64 259V260H63ZM115 259V258H114ZM122 259H124V258H122ZM131 259V258H130ZM163 259V258H162ZM187 259H188V255H187ZM208 259V258H207ZM68 260L70 261V259L68 258ZM74 260V259H73ZM111 259H109V261H110ZM113 260V259H112ZM117 260L115 261L116 262V264H117ZM128 260V259H127ZM136 260V259H135ZM144 260H146V258L144 259ZM151 260V258H150V256H149V260H146V261H150ZM186 260V259H185ZM75 261V260H74ZM103 261H101V264H104V263H106L105 261L103 262ZM130 261H132V260H130ZM211 261V260H210ZM76 262V261H75ZM82 262V263H81ZM71 263V262H70ZM109 263V262H108ZM113 263V262H112ZM135 263V262H134ZM134 263H132V264H134ZM149 263V262H148ZM147 263V264H148ZM194 263V262H193ZM76 264H79V262H76ZM138 264V263H137ZM143 264V263H142ZM174 264V263H173ZM176 264H177V262H176ZM182 264V263H181Z\"/></svg>","mask_w":264,"mask_h":264}]
</instances>
